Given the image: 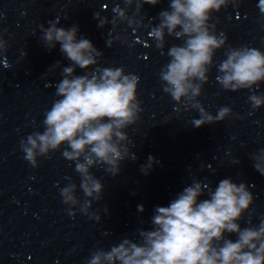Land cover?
I'll list each match as a JSON object with an SVG mask.
<instances>
[{"label":"clouds","instance_id":"1","mask_svg":"<svg viewBox=\"0 0 264 264\" xmlns=\"http://www.w3.org/2000/svg\"><path fill=\"white\" fill-rule=\"evenodd\" d=\"M161 0H123L124 7L112 8V19L94 14L98 27L111 23L113 30L121 22L135 31L143 26L137 14L145 4L157 5ZM242 0H169V10L159 13V23L148 33L157 49L163 51L166 37L183 41L169 47L168 63L159 73L163 91L176 105L185 110L190 106L199 113L192 126L200 128L225 120L232 114L230 107H221L216 115L209 113L197 99L203 86L209 81L214 66V56L225 49V59L217 68L216 81L226 91L252 90L264 82V52L258 48L227 44L224 33L217 34L211 24L213 13L229 5L239 7ZM135 4V14L129 17L127 9ZM106 8V6H105ZM258 8L264 14V0ZM3 14L0 13V18ZM59 19L49 20L48 27L40 25L44 47L51 51L57 44L61 53L70 61L61 71L62 79L56 87V99L44 113L43 132L36 131L20 141L25 160L38 167V157L50 158V153L66 145L62 155L74 162L80 176L79 188L86 199L77 196V185L71 182L61 189L60 195L70 205L69 215L75 217L72 208L96 222L101 217L89 210L92 202H99L104 185L91 171L102 167L111 177L121 173V164L127 159L134 161L135 154L128 144L126 129L135 125L142 111L137 90L139 76L125 73L123 67H98L103 53L87 38L80 36L79 26L58 27ZM119 37L108 39L109 48ZM227 45V47H226ZM7 41L0 35V55L7 51ZM57 66L60 62L56 63ZM93 66H97L92 71ZM5 68L10 67L7 63ZM79 68L83 75H77ZM249 102L253 110L264 106V94H251ZM180 107H174L179 112ZM254 168L264 175V149L252 157ZM159 161L149 156L141 172L149 174ZM239 164V160L234 161ZM207 178H205V181ZM193 181L177 194L168 206H157L151 217L149 230L138 229L139 242L124 238L110 250L97 249L91 253L87 264H264V218L259 224L241 228L240 221L254 203V195L248 185L231 178L219 181L213 189L210 182ZM207 195L206 199H199ZM138 211H145L138 205ZM105 213L108 214L107 207ZM226 234H235L236 240Z\"/></svg>","mask_w":264,"mask_h":264}]
</instances>
